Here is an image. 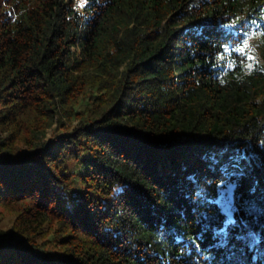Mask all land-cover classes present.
I'll use <instances>...</instances> for the list:
<instances>
[{
  "label": "trees",
  "instance_id": "16d2710c",
  "mask_svg": "<svg viewBox=\"0 0 264 264\" xmlns=\"http://www.w3.org/2000/svg\"><path fill=\"white\" fill-rule=\"evenodd\" d=\"M226 172L264 208V0H0V264H264Z\"/></svg>",
  "mask_w": 264,
  "mask_h": 264
},
{
  "label": "snow or ice",
  "instance_id": "6c2138e0",
  "mask_svg": "<svg viewBox=\"0 0 264 264\" xmlns=\"http://www.w3.org/2000/svg\"><path fill=\"white\" fill-rule=\"evenodd\" d=\"M81 6L87 3V0H80ZM245 46H247V42L245 41ZM251 67V65H249ZM243 158V157H242ZM242 173H227L225 174V178L221 179L217 185L218 195L216 204L219 208L221 215L225 217V225L224 229L219 230L217 235H223L227 237V226L235 223V214L243 209L246 213H254V212H264V208H258L255 203L251 201H245L243 205L240 207L237 206L236 203V191L239 186V179ZM198 196H203V193L198 191ZM206 220H210L209 217H205ZM255 243V241H254Z\"/></svg>",
  "mask_w": 264,
  "mask_h": 264
},
{
  "label": "rangeland",
  "instance_id": "374dc122",
  "mask_svg": "<svg viewBox=\"0 0 264 264\" xmlns=\"http://www.w3.org/2000/svg\"><path fill=\"white\" fill-rule=\"evenodd\" d=\"M13 218L14 217H12V216H8V214H7V216L5 217V219L2 221V227L3 228H8V227H10V225H11V223L13 222ZM264 253V246H261L260 247V249H258L257 251H256V255L257 256H260V254H263Z\"/></svg>",
  "mask_w": 264,
  "mask_h": 264
}]
</instances>
